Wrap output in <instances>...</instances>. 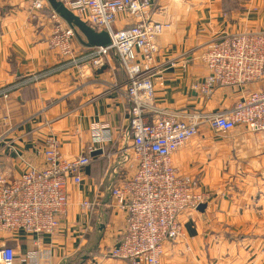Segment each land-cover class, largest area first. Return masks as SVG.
Here are the masks:
<instances>
[{"label": "crops", "instance_id": "obj_1", "mask_svg": "<svg viewBox=\"0 0 264 264\" xmlns=\"http://www.w3.org/2000/svg\"><path fill=\"white\" fill-rule=\"evenodd\" d=\"M44 1L45 8L34 16L33 0H0V168L12 176L44 166L49 136L60 139L66 158H74L89 142L93 122H109L117 136L128 121L127 100L111 88L123 79L117 59L82 72L68 65L49 48L52 8ZM152 1L154 18L170 24L158 38L157 105L220 111L264 89L262 80L239 89L219 86L204 96L193 84L209 69L190 56L223 35L264 30V0ZM76 44L79 53L88 51ZM94 157L99 160L87 168L83 182L70 186L69 209L57 232L39 237L48 264H130L108 253L123 239L127 217L105 204L110 182L103 179L102 155ZM173 163L179 174L196 181V191L208 195L207 207L182 214L184 237L165 242L160 264H264V137L242 124L227 134L203 126L174 154ZM134 168H119L115 183L129 178ZM88 199L97 203L84 216L80 204ZM0 237L14 248L15 264H27L25 254L37 248V236L24 231Z\"/></svg>", "mask_w": 264, "mask_h": 264}, {"label": "built area", "instance_id": "obj_2", "mask_svg": "<svg viewBox=\"0 0 264 264\" xmlns=\"http://www.w3.org/2000/svg\"><path fill=\"white\" fill-rule=\"evenodd\" d=\"M60 1L97 31L106 30L111 43L86 46L88 51L79 53L77 30L52 9L50 50L81 72L100 68L108 58L115 57L123 79L111 88L129 104L127 126L116 136L109 122H93L89 142L74 158L63 155L60 139L52 135L44 141L42 168L32 166L18 176L0 168V235L24 231L37 236V248L25 254L26 262L48 264L49 257H42L39 237L57 232L69 209L71 184L83 182L85 169L96 156L92 154L101 149L98 155L108 160L103 179L110 182L105 204L125 212L127 217L123 239L108 253L130 264H160L165 242L184 237L182 214L197 212L208 198L206 193L196 191L194 179L178 173L174 154L203 126L227 134L242 124L264 137V89L251 91L226 110L161 107L155 98V79L161 73L155 60L160 53L158 38L170 24L154 18L153 1ZM32 7L33 15H40L45 1L33 0ZM120 22L125 23L118 25ZM190 56L209 69L208 75L193 84L202 95L212 96L219 86L244 88L264 80V30L223 35ZM181 66L186 70L187 60ZM128 164L135 167L133 174L115 183L119 168ZM96 203L90 199L82 201V215H90ZM186 247L189 249V245ZM261 253L264 255V246ZM15 261L14 248L0 241V264Z\"/></svg>", "mask_w": 264, "mask_h": 264}, {"label": "water", "instance_id": "obj_3", "mask_svg": "<svg viewBox=\"0 0 264 264\" xmlns=\"http://www.w3.org/2000/svg\"><path fill=\"white\" fill-rule=\"evenodd\" d=\"M53 10H55L68 24L77 30L79 41L87 47L107 46L111 43L110 34L106 30L97 31L84 21L80 16L69 10L60 0H47ZM102 150L94 152L92 155L101 154ZM206 203L200 204L199 211H204Z\"/></svg>", "mask_w": 264, "mask_h": 264}, {"label": "trees", "instance_id": "obj_4", "mask_svg": "<svg viewBox=\"0 0 264 264\" xmlns=\"http://www.w3.org/2000/svg\"><path fill=\"white\" fill-rule=\"evenodd\" d=\"M98 160H99V158H95V159H94V162H97ZM101 160H102V161L104 162V164H105V167H104V171H105V169H106V167H107V165H108V160L105 159V158H103V157L101 158ZM94 162H93V163H94ZM93 163L90 164L88 167L92 166ZM88 167H87V168H88ZM87 168L85 169V172H86Z\"/></svg>", "mask_w": 264, "mask_h": 264}, {"label": "rangeland", "instance_id": "obj_5", "mask_svg": "<svg viewBox=\"0 0 264 264\" xmlns=\"http://www.w3.org/2000/svg\"><path fill=\"white\" fill-rule=\"evenodd\" d=\"M260 134V133H259Z\"/></svg>", "mask_w": 264, "mask_h": 264}]
</instances>
